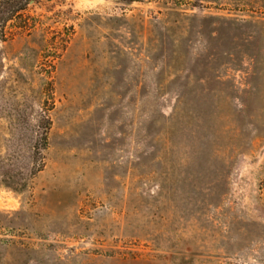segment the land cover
I'll use <instances>...</instances> for the list:
<instances>
[{"label": "rangeland", "instance_id": "1", "mask_svg": "<svg viewBox=\"0 0 264 264\" xmlns=\"http://www.w3.org/2000/svg\"><path fill=\"white\" fill-rule=\"evenodd\" d=\"M27 2L0 24V264H264V0Z\"/></svg>", "mask_w": 264, "mask_h": 264}, {"label": "trees", "instance_id": "2", "mask_svg": "<svg viewBox=\"0 0 264 264\" xmlns=\"http://www.w3.org/2000/svg\"><path fill=\"white\" fill-rule=\"evenodd\" d=\"M27 0H2L0 3V24L2 26L5 25V23L16 15H19L23 10H25V7L27 5ZM46 120H48V116L46 115ZM47 122V121H46ZM48 124V123H47ZM45 131L42 134L41 141H42V148L45 149L47 146V130L49 129L46 125L44 127ZM35 150L31 154V159L33 161H40V164L38 167L34 168L32 167L29 170V176L33 177L37 172L42 170V167L44 165L43 163V154L41 153L40 149L36 147V145L32 146Z\"/></svg>", "mask_w": 264, "mask_h": 264}]
</instances>
